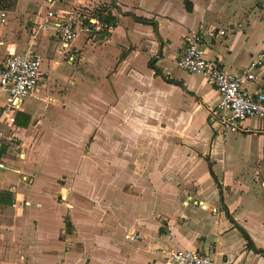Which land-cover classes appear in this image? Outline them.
<instances>
[{
  "label": "crops",
  "instance_id": "0c3cea01",
  "mask_svg": "<svg viewBox=\"0 0 264 264\" xmlns=\"http://www.w3.org/2000/svg\"><path fill=\"white\" fill-rule=\"evenodd\" d=\"M47 1L0 0V67L30 48L44 74L15 109L0 90V264H166L163 249L264 264V120L224 135L215 87L175 66L197 33L241 73L264 49V0H54L115 20L70 52L34 37ZM243 87L264 92V65Z\"/></svg>",
  "mask_w": 264,
  "mask_h": 264
},
{
  "label": "built area",
  "instance_id": "2783aa9c",
  "mask_svg": "<svg viewBox=\"0 0 264 264\" xmlns=\"http://www.w3.org/2000/svg\"><path fill=\"white\" fill-rule=\"evenodd\" d=\"M53 4L54 0L46 2V12L34 31V37L38 34L56 36L63 52L72 50L71 43L79 32L99 34L107 27L97 16L81 10H72L57 15ZM200 44L199 34L185 35L175 60V66L187 73L202 74L206 81L215 87L218 99L208 109L213 126L226 135L249 129L243 127V122L249 118L264 120V92H250L243 87L245 82L254 80L255 71L264 65V49L249 59L241 73L234 75L207 60ZM43 75L41 58L33 50L28 48L19 52L8 51L5 63L0 67V90L4 92L3 99L6 107L15 109L22 100L32 96L43 79ZM9 119L13 120L11 117ZM250 130L256 129L251 128ZM261 130L264 131V126ZM3 137L0 128V138ZM23 181H26L25 177ZM123 238L137 240L140 236L126 233ZM160 251L166 259V264H215L208 254L198 250L163 249Z\"/></svg>",
  "mask_w": 264,
  "mask_h": 264
},
{
  "label": "trees",
  "instance_id": "16d2710c",
  "mask_svg": "<svg viewBox=\"0 0 264 264\" xmlns=\"http://www.w3.org/2000/svg\"><path fill=\"white\" fill-rule=\"evenodd\" d=\"M93 15L97 16L99 18V20L105 24L107 27L103 30V32H100L99 34H101L103 37H105L108 33V28H110L111 25L115 24V20L114 17L111 15L109 8L105 5H102L100 7H97L94 11H93ZM149 65L155 69V71L157 73H160V71L154 66V61L150 60L149 61ZM165 79H168L164 76Z\"/></svg>",
  "mask_w": 264,
  "mask_h": 264
}]
</instances>
